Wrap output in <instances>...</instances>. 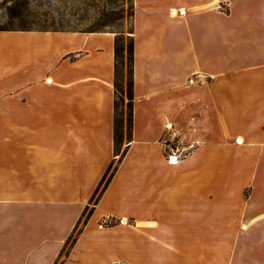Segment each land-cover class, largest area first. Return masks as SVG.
<instances>
[{
	"label": "crops",
	"instance_id": "0c3cea01",
	"mask_svg": "<svg viewBox=\"0 0 264 264\" xmlns=\"http://www.w3.org/2000/svg\"><path fill=\"white\" fill-rule=\"evenodd\" d=\"M132 3L119 158L118 33L0 30V264H264V0Z\"/></svg>",
	"mask_w": 264,
	"mask_h": 264
},
{
	"label": "rangeland",
	"instance_id": "374dc122",
	"mask_svg": "<svg viewBox=\"0 0 264 264\" xmlns=\"http://www.w3.org/2000/svg\"><path fill=\"white\" fill-rule=\"evenodd\" d=\"M131 0H0V30H16L17 28H40L54 30L103 29L115 30L124 37L127 45L132 34L130 13ZM122 16L121 19H119ZM123 66V140L119 145L118 158L126 147L127 103L126 91L127 59ZM115 165V164H114ZM260 171L264 162H260ZM104 180L98 193L85 211L72 236H76L90 214L91 205L95 203L104 187ZM79 235V234H78ZM72 237V239H73ZM69 240L67 250L72 243ZM65 253V251H64Z\"/></svg>",
	"mask_w": 264,
	"mask_h": 264
},
{
	"label": "trees",
	"instance_id": "16d2710c",
	"mask_svg": "<svg viewBox=\"0 0 264 264\" xmlns=\"http://www.w3.org/2000/svg\"><path fill=\"white\" fill-rule=\"evenodd\" d=\"M134 15V6L131 0V6H130V19L132 20ZM122 16L119 18L121 19ZM90 32H97V31H103V29H91L88 30ZM134 41L133 38L130 37L127 45L124 44V37L121 33H118L115 39V79H114V87H115V104H114V145H115V151L116 153L119 152V145L121 144L123 140L124 130H123V66L125 64V56L127 59V75H126V91H127V97L129 99L127 103V122H126V139L127 141L131 140L132 136V110H133V102H134V94H133V60H134ZM125 151H123L124 153ZM116 165L112 163L110 167L108 168V171L106 172L104 179H107L104 187L102 188L101 192L99 193L97 199L100 197L110 180L112 179V176L114 175V172L116 170ZM99 190V189H98ZM98 191L96 192V194ZM108 224V223H107ZM81 231V229H80ZM78 232V234L80 233ZM78 234L76 236H71L69 240L72 239L71 245L76 241Z\"/></svg>",
	"mask_w": 264,
	"mask_h": 264
},
{
	"label": "built area",
	"instance_id": "2783aa9c",
	"mask_svg": "<svg viewBox=\"0 0 264 264\" xmlns=\"http://www.w3.org/2000/svg\"><path fill=\"white\" fill-rule=\"evenodd\" d=\"M208 81V77L204 74H194L188 79L189 84H200L203 85ZM168 162L169 163H177V156H168ZM112 264H123L120 262H114Z\"/></svg>",
	"mask_w": 264,
	"mask_h": 264
},
{
	"label": "bare ground",
	"instance_id": "6f19581e",
	"mask_svg": "<svg viewBox=\"0 0 264 264\" xmlns=\"http://www.w3.org/2000/svg\"><path fill=\"white\" fill-rule=\"evenodd\" d=\"M238 141H239V142H241V140H240V139H238Z\"/></svg>",
	"mask_w": 264,
	"mask_h": 264
}]
</instances>
